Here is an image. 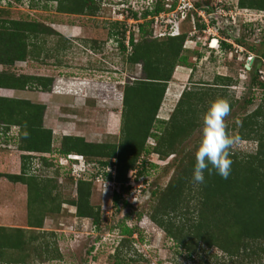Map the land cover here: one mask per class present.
<instances>
[{
  "label": "rangeland",
  "instance_id": "obj_1",
  "mask_svg": "<svg viewBox=\"0 0 264 264\" xmlns=\"http://www.w3.org/2000/svg\"><path fill=\"white\" fill-rule=\"evenodd\" d=\"M6 1V0H4ZM107 4H100L94 15H78L55 11V2H48L42 8L39 2L33 7L28 1L10 2V9H0V19H29L38 21L50 28L53 33L40 35L35 40L36 55L24 61H15L12 65L2 67L14 74L44 75L51 77L49 91L37 90H6L0 88V96L27 99L32 103L45 106L42 124L51 130V146L56 149L63 135L82 136L86 141L94 143H114L118 145L120 136V112L122 110L123 88L142 77L140 64H132L127 60L128 52L118 48L115 39L107 32L113 21H125V37L130 33L133 39L139 40L137 23H145L144 28L149 32L144 36L150 39L151 20L140 19L129 22L127 18L112 13L115 0H101ZM137 4L143 9L145 0ZM163 0H161L162 3ZM208 3L209 9L217 0H192ZM236 5L237 0H221ZM220 1V2H221ZM109 2V3H108ZM109 4V5H108ZM0 5H3L0 3ZM226 5V4H224ZM119 6L117 7V9ZM233 8V7H232ZM99 17V18H97ZM220 28L213 34L211 30L202 32L196 27L192 39L182 47L181 53L186 55L188 65H175L167 82L154 121L150 123L149 131L162 135L167 130L166 120L174 109L180 94L183 91L192 93L193 99L203 98L197 105L182 103L175 111V119L183 128L167 139V146L171 145L173 153L164 155L152 152L156 139L146 138L143 146L148 153L138 155V164L145 161L143 173L134 178V171L125 175L123 186L130 187L128 193L120 194L117 204L112 201V193L120 192L113 180L108 182L102 175L91 183L89 203L98 208L100 223L94 226L88 217L75 215L74 206L68 201L75 198L74 181L66 178L70 162L67 158L54 154V161L59 164L60 171L56 177V186L51 188L48 182L50 196L45 201L46 207L52 203H59L57 211L44 210L41 215V226L24 231V237L34 236L32 241L22 251L1 255L0 264H222L228 263L225 253L218 247H209L204 240L197 238L195 233L196 251L188 255L187 251L177 247L174 241L167 237L162 229L157 227L148 217V213L155 202L151 191H159L175 174L179 159L186 153H193L202 130V117L209 104L220 98L227 101L229 113L224 118L226 133L237 138V142L229 150L230 154L241 156L253 155L258 148L260 134L264 131L240 129L243 118L249 115L254 108L262 103L264 108V89L251 85L250 78L253 69H256V78L264 83V59L260 53L264 50V11L241 9L236 6L227 16L219 15ZM233 21L235 24H232ZM186 34L191 31L188 21L182 27ZM215 32V31H214ZM120 37V35H118ZM211 37H216L218 43L208 48ZM221 38L229 48L221 46ZM235 39H239V43ZM212 43V42H211ZM249 47H253L252 50ZM38 51V53H37ZM130 51V50H129ZM247 66V68L245 67ZM228 77V85L220 84L217 77ZM129 104L139 106L141 99L132 95ZM138 93V92H137ZM155 97V96H154ZM132 99V100H131ZM250 99V103L246 101ZM263 99V102H262ZM148 104V102H146ZM204 105V106H203ZM145 107L136 114L145 113ZM137 118L132 119L133 123ZM163 120L162 124L158 121ZM170 127V126H169ZM17 126L7 129L0 124V226L9 228L29 229L27 217L39 216L38 210L42 206L31 203V211L27 204V189L24 184L13 183L4 173L16 174L20 169L19 155L22 153L16 148ZM166 142V141H165ZM161 140L159 147L166 150V144ZM168 151V149H167ZM62 158V159H61ZM115 163V159H112ZM33 167L38 165L37 157L31 159ZM67 163V164H66ZM184 162L183 164H185ZM187 164V163H186ZM50 167V169H52ZM114 166H111L112 169ZM90 168V167H89ZM109 168V166H108ZM71 169V167H70ZM103 169H106L105 167ZM97 168H90V174ZM105 171V170H103ZM105 173V172H101ZM110 173V172H109ZM113 174H111L112 176ZM134 178V179H133ZM131 182V184H128ZM52 184H54L52 182ZM137 189H140L137 191ZM54 196V197H53ZM189 207L186 217L194 216V193L189 192ZM51 198L55 200L51 201ZM122 201H125L123 203ZM220 213V212H218ZM189 222H191L189 220ZM233 224L231 214L221 221H217V228L213 234L221 240H229L224 231H229ZM125 225L134 229V233L119 248L122 256L115 259L113 251L120 239V229ZM222 228V229H221ZM220 229V230H219ZM205 230L202 228L200 231ZM31 231V232H30ZM205 231L200 235L205 237ZM199 240V241H198ZM48 242V247L40 245ZM41 242V243H40ZM51 244V245H50ZM61 255L57 259L50 256L54 252L53 245ZM251 247L241 253L235 261L251 262L264 261V250H259V244L250 243ZM35 247V248H34ZM253 254H250L252 253ZM223 260L225 262H223Z\"/></svg>",
  "mask_w": 264,
  "mask_h": 264
},
{
  "label": "trees",
  "instance_id": "obj_2",
  "mask_svg": "<svg viewBox=\"0 0 264 264\" xmlns=\"http://www.w3.org/2000/svg\"><path fill=\"white\" fill-rule=\"evenodd\" d=\"M23 1V0H14ZM28 5L33 7L39 2H43L42 8H46L48 2H55V11L61 13H72L78 15H94L98 10L96 0H26ZM11 0H7L0 9H10ZM137 4L140 2L136 0ZM208 3L195 2L196 7L209 9ZM151 6V8H150ZM236 6L241 9H254L264 11V0H237ZM162 9L161 0H153L151 5H146L142 11L130 10L125 18L134 20L145 19L149 15L158 13ZM123 12V10H116ZM115 12V10H114ZM189 20L186 19L179 24V33L177 35H165L162 37H151L145 39L147 31L144 28L145 23H137V32L140 34L139 40H134L132 33L128 36V46L130 51L127 60L132 64H140L142 77L133 80L132 83L124 86L122 110L120 112V136L121 141L118 145L114 143H94L86 141L82 136L63 135L56 149L51 146L52 134L49 128L43 127L42 118L45 106L39 103H32L27 99L0 96V124L7 129L10 126H17V145L16 148L22 153L20 158V169L18 173H4L1 176L6 177L13 183H21L27 189V204L31 211V203H37L42 206L38 210V215L31 217L29 212L27 217V226L29 229L9 228L0 226V258L3 252L14 254L16 251H22L29 244L34 236L24 237V231L39 228L41 226V215L44 210L57 211L59 203L50 202L51 206L46 207L45 201L50 196L47 187L51 181V188L56 186V175L59 174V164L54 161V154L65 156L66 154L82 155L90 168H97L96 174L102 175L108 181L119 183L120 192L112 193L113 204L116 205L120 194L128 193L130 187L123 186L126 182L125 175L128 171L135 169V177L142 174L144 170L143 159L138 164V155L141 152L148 153V149L143 144L148 137L156 139L152 152L164 155L173 153L171 145L167 146L172 134L180 131L183 126L176 124L175 111L179 109L182 103L188 105H202L203 98L193 99L192 93L183 91L177 100L174 109L164 120L169 126L162 135H156L149 131L150 123L153 122L156 112L163 96L167 82L170 80L175 65H188L186 55L182 54L183 42L186 33L182 27ZM198 29L203 25L196 21ZM107 34L118 45L119 50L125 51L126 46L123 38L125 37V21H113ZM53 33L46 25L29 19H0V65L2 67L10 66L15 61H24L28 57L36 55V39L40 35H49ZM120 35V37L118 36ZM240 42L239 39H235ZM264 42V40H262ZM223 48H229L228 43L221 40ZM251 50L253 47H249ZM38 53V51H37ZM260 58L264 59V50L260 53ZM253 69V75L250 78L251 85L264 89V83L256 78V69ZM220 84L228 85V77H217ZM52 83L51 77L44 75L14 74L11 71L2 68L0 70V88L8 90H37L47 92ZM132 95L144 97L141 99L139 106L134 107L129 104V98ZM138 92V93H137ZM155 96V97H154ZM132 100V99H131ZM143 100V101H142ZM148 102V104H146ZM263 102V99H262ZM250 103V99L246 101ZM264 103V102H263ZM145 107V113L136 114ZM204 106V105H203ZM136 121L133 123L132 119ZM163 120L158 121L162 124ZM264 131V108L259 103L254 110L243 118V124L240 129ZM226 131V129H225ZM264 136V135H263ZM258 148L253 155L241 156L230 154L232 161L230 172L227 179L218 176L215 170L209 174L204 172V182L197 184L192 180V169L194 165V152L186 153L178 161L175 174L169 179L166 185L159 191H151V196L155 199L151 210L148 213L149 219L162 231L171 238L177 247L186 250L188 255L196 251L195 236L201 235L205 231V237L200 235L197 238L203 239L209 247H218L220 251L227 256L228 263L238 264L236 260L241 253L247 255L246 251L251 247L250 243L259 244L258 249L264 250V137L260 134ZM161 140L166 150L160 146ZM196 147V146H195ZM168 149V151H167ZM195 151V149H194ZM34 153V154H32ZM37 157L38 166L33 167L31 159ZM115 159V163L112 161ZM186 162L185 164H183ZM54 167L50 169V167ZM113 168V177L107 171L100 173L99 169L104 167ZM211 167V166H209ZM95 173L90 174L91 179H77L74 181L66 172V178L74 181L75 198L68 201L75 208V215L78 217H88L94 226L100 223L98 208L89 203L91 194V183ZM52 182L54 184H52ZM194 193L193 214L192 218L186 217V211L189 207V192ZM54 197V196H53ZM51 201L55 198H51ZM125 203V201H122ZM220 212V213H218ZM226 214H231L233 224L229 231H224V236H229V240L218 239L213 230L217 228V221L221 222ZM189 220L191 222H189ZM202 228L205 230L200 231ZM222 229V228H221ZM220 230V229H219ZM31 232V231H30ZM120 239L113 251V257L117 260L122 256L119 248L134 233V229L123 225L119 231ZM197 233V235H194ZM199 241V240H198ZM41 243V242H40ZM48 247V242L43 241L40 244ZM51 245V244H50ZM53 245L54 252L50 256L57 259L61 255ZM35 248V247H34ZM250 254H253L250 253ZM25 260H19L22 264ZM223 262H225L223 260ZM240 264H264V261L239 262ZM16 264V262H15ZM118 264H128L125 262ZM220 264V263H219Z\"/></svg>",
  "mask_w": 264,
  "mask_h": 264
},
{
  "label": "built area",
  "instance_id": "obj_3",
  "mask_svg": "<svg viewBox=\"0 0 264 264\" xmlns=\"http://www.w3.org/2000/svg\"><path fill=\"white\" fill-rule=\"evenodd\" d=\"M6 1L0 0V3L4 5ZM220 1L221 0H217V3H214L212 6H210L211 9L206 10L205 8L202 7H196L192 2V0H163L161 3L162 9L156 14L153 15L148 14L145 17V19L147 18L148 20H151L152 37L177 35L179 33V24L184 20L188 19L189 22L191 23V31L186 34V37L183 42V46H185L184 44L192 39L191 38L192 33L195 32V29L197 27L196 21L201 25H203L202 32L204 31L208 32V30L209 31L211 30V32L213 33L211 35H216L215 33L221 27L219 15L225 17L232 12L233 8L236 9V5L231 6L229 2L224 3L225 1H221V2ZM152 3L153 0H145V6L151 5ZM118 6L120 7V11L123 10V12H118L117 14L123 17H125L130 10L136 11L137 8H139L136 0H131L128 4H119ZM145 6H143V8ZM114 10L116 11V9L113 8L112 13H115ZM140 10L142 9L140 8ZM137 11L139 14V9ZM129 19H130L129 22H132V20L134 22H137V20H134L132 18H127V20ZM231 22L232 24H235L233 21ZM127 40H128V36L126 37L125 46H126V51H129L130 47L128 46ZM213 40H215V46L217 45L218 40L216 39V37H211L209 39V42L207 43L208 48H211L209 46ZM220 40H225V39L221 38ZM62 158L64 159L67 158L69 160L67 161V163L70 162V165L67 170H68V174L72 177L74 181H76L77 179H83V180L91 179L89 165L86 164L85 159L82 155L70 153V154H66L65 156H62ZM105 168L106 169H99V172L101 173L103 170H105L107 172H110V174L114 173L113 167L112 169L110 167L109 168L105 167ZM133 171L135 172V170ZM131 172L132 170L129 171V174H131ZM99 177L100 175L96 174L94 175L93 180H97V178ZM111 177H113V175ZM134 178H135V173H134ZM128 184H131V182H129ZM139 190L140 189H137V191Z\"/></svg>",
  "mask_w": 264,
  "mask_h": 264
},
{
  "label": "clouds",
  "instance_id": "obj_4",
  "mask_svg": "<svg viewBox=\"0 0 264 264\" xmlns=\"http://www.w3.org/2000/svg\"><path fill=\"white\" fill-rule=\"evenodd\" d=\"M131 0H115L114 9L119 4H128ZM229 113V106L224 99H216L211 102L202 117V130L200 139L194 151V165L192 169V180L201 184L204 182V172L209 174L215 170L222 179H227L230 166L229 158L231 147L237 142V138L225 131L224 118ZM211 166V167H209Z\"/></svg>",
  "mask_w": 264,
  "mask_h": 264
},
{
  "label": "flooded vegetation",
  "instance_id": "obj_5",
  "mask_svg": "<svg viewBox=\"0 0 264 264\" xmlns=\"http://www.w3.org/2000/svg\"><path fill=\"white\" fill-rule=\"evenodd\" d=\"M96 2H97V4H98V7H99V8H100V6H99L100 4H103V3H104V4H107V2H102L101 0H96ZM108 3H109V2H108ZM108 5H109V4H108ZM99 8H98V9H99ZM81 16H84V15H81ZM97 18H99V17H97Z\"/></svg>",
  "mask_w": 264,
  "mask_h": 264
},
{
  "label": "bare ground",
  "instance_id": "obj_6",
  "mask_svg": "<svg viewBox=\"0 0 264 264\" xmlns=\"http://www.w3.org/2000/svg\"><path fill=\"white\" fill-rule=\"evenodd\" d=\"M214 45H215V40L212 41V43L210 44L209 47L213 48V47H215Z\"/></svg>",
  "mask_w": 264,
  "mask_h": 264
},
{
  "label": "water",
  "instance_id": "obj_7",
  "mask_svg": "<svg viewBox=\"0 0 264 264\" xmlns=\"http://www.w3.org/2000/svg\"><path fill=\"white\" fill-rule=\"evenodd\" d=\"M247 68V66H245Z\"/></svg>",
  "mask_w": 264,
  "mask_h": 264
}]
</instances>
